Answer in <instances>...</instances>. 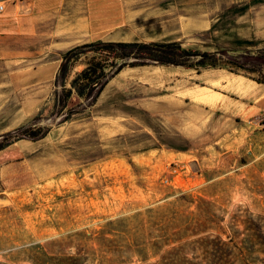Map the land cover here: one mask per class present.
<instances>
[{
	"label": "rangeland",
	"instance_id": "374dc122",
	"mask_svg": "<svg viewBox=\"0 0 264 264\" xmlns=\"http://www.w3.org/2000/svg\"><path fill=\"white\" fill-rule=\"evenodd\" d=\"M33 1L0 0L6 5L2 16L16 11L29 19L24 35L37 16ZM96 6L86 0L54 6L62 9L43 13L36 31L40 49L54 44L55 53L0 62V144L12 143L0 152V264H264L263 103L223 110L181 104L150 112L141 105L145 101L163 109L166 104L141 87L134 103L126 96L111 101L107 92L96 106L98 100L76 93L67 100L51 75L40 81L36 70L52 60L61 66L73 43L68 35L85 27ZM81 52L68 89L91 61H114L98 48ZM214 60L248 79L264 77V53L239 62L220 53ZM60 99L72 111L68 121L65 102L56 104ZM30 124L46 136L4 140Z\"/></svg>",
	"mask_w": 264,
	"mask_h": 264
},
{
	"label": "crops",
	"instance_id": "0c3cea01",
	"mask_svg": "<svg viewBox=\"0 0 264 264\" xmlns=\"http://www.w3.org/2000/svg\"><path fill=\"white\" fill-rule=\"evenodd\" d=\"M86 1L98 6L85 17V27L80 28L77 34L72 32L68 35L66 40L75 44L71 43L67 50L98 41L178 42L183 49L213 54L219 52L238 62L246 56L256 57L264 53V0H211L206 6H180L175 9L159 5L128 6L142 3V0H124L123 4L120 0ZM65 3L67 0H34L32 12L37 16L30 17L32 30L25 35L22 25L29 19L25 20L16 11L13 15L2 16L6 10L0 14V62H21L28 56L53 55L56 50L54 44L45 51L40 49L43 42L36 31V24H39L43 13L61 10L54 9V6L59 4L64 8ZM76 39H81L80 43H76ZM59 62L52 60L37 69L40 81H46L51 75L55 82ZM140 87L144 95L166 104L163 109L156 101H145L141 105L150 112L174 111L175 106L181 104L207 110H223L225 106L238 109L240 105L247 107L249 104L252 107L257 101L263 103L264 108V84L255 80L225 68L197 70L159 64L123 69L110 80L99 99L108 92L107 97L111 101L122 102L125 101L122 97L126 96L127 103H134L135 96L141 94L138 91Z\"/></svg>",
	"mask_w": 264,
	"mask_h": 264
},
{
	"label": "trees",
	"instance_id": "16d2710c",
	"mask_svg": "<svg viewBox=\"0 0 264 264\" xmlns=\"http://www.w3.org/2000/svg\"><path fill=\"white\" fill-rule=\"evenodd\" d=\"M85 48H98L100 51H107L108 61L103 65H95L93 61L88 64V67L82 72L78 73L77 76L71 81V88H67V83L70 79L75 63L78 61V58L81 57V54ZM81 52V53H80ZM110 54V55H109ZM164 54V56H159ZM219 53H204L194 50H186L182 48L181 43L172 42V43H106L102 41L84 44L77 46L70 50H67L62 55V63L59 68L55 80V86L61 85L63 90L67 93L66 99H70L73 93H76L80 98L91 99L94 103L98 100L100 94L106 87V85L112 80L116 75H118L123 69L127 67H138L147 65L148 60H154L159 65L166 66H182L185 68H196L197 70L202 68H226L222 64H218L217 61H212L217 57ZM134 57L137 59L135 62H129V58ZM164 57V58H163ZM193 59H197L196 64L193 63ZM229 64H235L240 68H244V65H241L237 61H226ZM109 68V69H108ZM259 84H264V77L262 79H255ZM58 105L62 102L65 104L62 106L63 111L66 110L68 103L64 99L56 101ZM70 113L65 111L64 114H67L65 121L69 120ZM37 127H34L33 124L29 126H23L17 130L16 133H9L4 137V140H9L10 138L16 137L15 141L22 140L24 138L29 139H39L44 138L47 132L40 134L41 128L36 130ZM10 144H0V152L7 148Z\"/></svg>",
	"mask_w": 264,
	"mask_h": 264
},
{
	"label": "built area",
	"instance_id": "2783aa9c",
	"mask_svg": "<svg viewBox=\"0 0 264 264\" xmlns=\"http://www.w3.org/2000/svg\"><path fill=\"white\" fill-rule=\"evenodd\" d=\"M6 10V5H4L2 2H0V14H3Z\"/></svg>",
	"mask_w": 264,
	"mask_h": 264
}]
</instances>
